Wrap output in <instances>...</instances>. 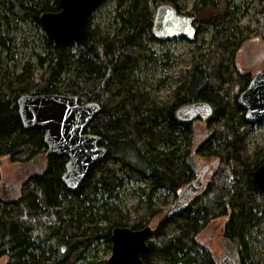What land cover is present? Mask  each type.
Listing matches in <instances>:
<instances>
[{
	"label": "trees",
	"instance_id": "16d2710c",
	"mask_svg": "<svg viewBox=\"0 0 264 264\" xmlns=\"http://www.w3.org/2000/svg\"><path fill=\"white\" fill-rule=\"evenodd\" d=\"M109 3L115 10L113 31L103 32L95 12ZM100 5L87 20L83 41L58 45L45 34L40 18L60 11L59 0H0V156L19 164L45 162L15 196L0 192V259L7 257L5 264H106L97 259L102 246L112 250L115 228H151L160 218L146 239L145 264H218L196 239L225 217L224 235L236 262L264 264V189L252 177L264 163V146L250 153L247 137L264 121L246 117L241 95L254 76L237 65L252 35L264 41V0H101ZM161 5L192 16L195 27L193 39L181 37L195 45L190 68L166 103H158L137 75L158 61L151 44L170 41L154 34V8ZM253 9L256 27H244L243 17ZM31 29L38 32L36 42ZM42 94L76 96L81 104L100 106L85 132L100 138L106 154L76 191L62 182L68 157L48 155L45 131L22 122L19 99ZM197 102L213 109L198 144L196 121L176 116ZM197 157L217 162L210 166L207 184L169 210L196 179ZM132 184L138 204L125 213L118 201Z\"/></svg>",
	"mask_w": 264,
	"mask_h": 264
},
{
	"label": "water",
	"instance_id": "95a60500",
	"mask_svg": "<svg viewBox=\"0 0 264 264\" xmlns=\"http://www.w3.org/2000/svg\"><path fill=\"white\" fill-rule=\"evenodd\" d=\"M101 0H59L60 11L44 13L40 21L45 34L58 45L79 43L85 39L89 16ZM158 37L173 40L177 35L191 40L195 34L194 18L178 13L173 7H160L155 15ZM246 117L252 122L264 121V71L251 80L241 95ZM18 107L22 122L27 128L38 127L45 131L48 155L67 156L62 182L76 191L86 178L90 167L106 154L97 135L85 130L98 114L97 103L81 104L76 96L42 94L21 97ZM213 114L212 107L197 102L180 108L176 116L182 122L207 121ZM210 166H204L195 180L179 193L177 201L169 207L176 210L200 194ZM258 187L264 189V163L252 174ZM150 227L132 230L117 227L112 231V254L106 264H145L142 256L147 251L146 239ZM218 264H237L228 255L218 259Z\"/></svg>",
	"mask_w": 264,
	"mask_h": 264
},
{
	"label": "rangeland",
	"instance_id": "374dc122",
	"mask_svg": "<svg viewBox=\"0 0 264 264\" xmlns=\"http://www.w3.org/2000/svg\"><path fill=\"white\" fill-rule=\"evenodd\" d=\"M171 7L169 5H161L154 8L155 15L158 8ZM192 3L189 5L191 9ZM114 4L109 3L107 5H100L95 12L96 24L100 26L103 32H112L113 28L110 22L114 13ZM189 16V15H188ZM192 17V16H189ZM256 10H250L242 20L244 27H256ZM32 28V27H30ZM30 35L34 37L36 42L39 38L38 32L31 29ZM209 38V35H207ZM31 38L30 40H32ZM152 48L156 51L158 61L153 63L147 68H144L142 72L137 75L139 79L149 85L152 88V96L158 103H166L171 99L172 90L179 84L180 78L184 71L188 70L191 65L192 56L194 55L195 45L188 43L187 41L176 38L166 42L160 43L159 40L153 42ZM29 49L22 52V60H26L29 57ZM237 65L242 72H249L253 76L264 71V41L259 37L252 35L251 38L245 42L243 48H241L237 56ZM163 85V86H162ZM161 86V87H160ZM160 87V88H159ZM196 130V144L206 137V127L204 121L195 122ZM249 152L253 153L257 147L264 146V127L256 126L248 134ZM197 172L204 166H211L212 169L216 166L217 162L211 159H205L197 157ZM44 158H38L35 162L29 164L12 163L7 156H0V169L2 172V183L0 192L2 195L15 196L20 190L23 182L30 176L31 173L39 170L44 166ZM210 174L207 173L205 177L204 187L209 180ZM137 185L132 184L127 187L121 193V198L118 203L125 213H133L134 208L138 204V198L134 194V189ZM98 200L102 201L101 197ZM170 204L174 202L170 197ZM159 206L164 208V205L158 202ZM160 218L156 219L151 228H155ZM227 224V218L222 217L212 221L198 236L197 242L208 251L211 252L214 259L218 262V259L223 255H228L234 258L236 261L237 253L232 243L225 238V226ZM112 254V250H105L102 246L99 257L100 261H107ZM7 257L0 259V264H5ZM238 264V263H237Z\"/></svg>",
	"mask_w": 264,
	"mask_h": 264
},
{
	"label": "flooded vegetation",
	"instance_id": "af4514ba",
	"mask_svg": "<svg viewBox=\"0 0 264 264\" xmlns=\"http://www.w3.org/2000/svg\"><path fill=\"white\" fill-rule=\"evenodd\" d=\"M193 26H194V25H193ZM153 29H154V34H155L156 36H158L159 33L155 31V20H154V27H153ZM194 35H195V34H194ZM181 37H183V35H182V36H179V35L176 36L177 39H178V38L181 39ZM176 38H175V39H176ZM193 38H194V37H193Z\"/></svg>",
	"mask_w": 264,
	"mask_h": 264
},
{
	"label": "crops",
	"instance_id": "0c3cea01",
	"mask_svg": "<svg viewBox=\"0 0 264 264\" xmlns=\"http://www.w3.org/2000/svg\"><path fill=\"white\" fill-rule=\"evenodd\" d=\"M242 48H243V46H242ZM240 52V51H239ZM239 54V53H238Z\"/></svg>",
	"mask_w": 264,
	"mask_h": 264
}]
</instances>
